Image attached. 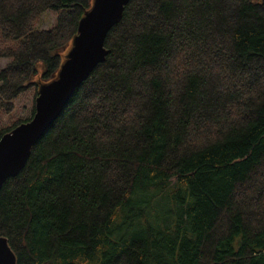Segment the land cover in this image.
Returning a JSON list of instances; mask_svg holds the SVG:
<instances>
[{"label":"trees","instance_id":"16d2710c","mask_svg":"<svg viewBox=\"0 0 264 264\" xmlns=\"http://www.w3.org/2000/svg\"><path fill=\"white\" fill-rule=\"evenodd\" d=\"M90 4L0 0V111ZM104 46L0 188L16 264H264V1L129 0Z\"/></svg>","mask_w":264,"mask_h":264},{"label":"water","instance_id":"95a60500","mask_svg":"<svg viewBox=\"0 0 264 264\" xmlns=\"http://www.w3.org/2000/svg\"><path fill=\"white\" fill-rule=\"evenodd\" d=\"M264 1V0H263ZM129 0H91L78 21L77 33L53 78L39 81L32 117L0 137V188L9 177L24 167L33 145L59 116L76 88L97 64L104 61L108 49L105 37L123 14ZM0 264H16V256L4 236H0Z\"/></svg>","mask_w":264,"mask_h":264},{"label":"rangeland","instance_id":"374dc122","mask_svg":"<svg viewBox=\"0 0 264 264\" xmlns=\"http://www.w3.org/2000/svg\"><path fill=\"white\" fill-rule=\"evenodd\" d=\"M55 18L56 14L54 12L47 11L45 14L41 15V19L38 25L40 28L49 27L53 24ZM7 62L8 58L1 57L0 69L3 68ZM34 98V91L33 88H31L29 91L20 94L17 98L13 100V108L9 113H3L2 111H0V128L9 127L12 122L17 119L22 120L31 117Z\"/></svg>","mask_w":264,"mask_h":264}]
</instances>
